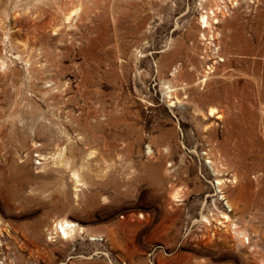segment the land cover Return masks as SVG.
I'll return each instance as SVG.
<instances>
[{"label":"rangeland","instance_id":"rangeland-1","mask_svg":"<svg viewBox=\"0 0 264 264\" xmlns=\"http://www.w3.org/2000/svg\"><path fill=\"white\" fill-rule=\"evenodd\" d=\"M0 264H264V0H0Z\"/></svg>","mask_w":264,"mask_h":264},{"label":"bare ground","instance_id":"bare-ground-1","mask_svg":"<svg viewBox=\"0 0 264 264\" xmlns=\"http://www.w3.org/2000/svg\"><path fill=\"white\" fill-rule=\"evenodd\" d=\"M215 109H211L210 110V112H211V115H213L214 113H215ZM152 175V174H151ZM76 176V178L75 179H78V175H75ZM78 183H80V182H78ZM218 184H219V186L220 187H226V185H224L225 184V182H223V181H221V180H218ZM180 193L178 192V190L177 191H174L173 193H172V198H174V199H178L179 197H180V195H179ZM225 197V196H224ZM177 202V201H176ZM230 201H228V205L230 206V207H232V208H234L232 205H231V203H229ZM223 215V218H224V220L225 221H221V219L220 220H218V222H219V224L220 225H225V227H226V229H225V231L226 232H228L229 231V233H230V231L231 232H234L235 234H236V237H237V239H238V241L240 242V243H249L248 242V239H246V233L245 232H243V230H239L238 229V227H237V225L235 224V223H233L232 222V220H231V218L229 217V216H227V214L226 213H223L222 214ZM204 219H205V221H206V223L207 224H211V222L213 221V220H215V218H209V217H204ZM231 221V222H230ZM74 226H76V225H74L73 224V222H70V221H68V220H60V221H58V223H57V225H56V227H57V229L59 230V231H61L62 233H63V235H64V237L65 238H68L69 236H70V234L72 233V228L74 229ZM232 228V229H231Z\"/></svg>","mask_w":264,"mask_h":264}]
</instances>
